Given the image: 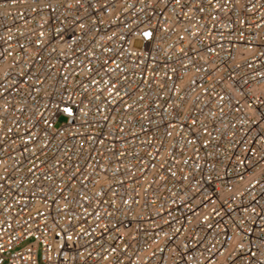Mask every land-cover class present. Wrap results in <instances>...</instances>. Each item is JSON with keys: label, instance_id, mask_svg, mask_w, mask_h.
I'll return each instance as SVG.
<instances>
[{"label": "built area", "instance_id": "obj_1", "mask_svg": "<svg viewBox=\"0 0 264 264\" xmlns=\"http://www.w3.org/2000/svg\"><path fill=\"white\" fill-rule=\"evenodd\" d=\"M39 259L264 264V0H0V264Z\"/></svg>", "mask_w": 264, "mask_h": 264}, {"label": "snow or ice", "instance_id": "obj_2", "mask_svg": "<svg viewBox=\"0 0 264 264\" xmlns=\"http://www.w3.org/2000/svg\"><path fill=\"white\" fill-rule=\"evenodd\" d=\"M76 2L79 4L80 0H76ZM81 27H83V25H81ZM144 35L147 37V36H150L151 34L150 33H145ZM255 255H256V253H252V256H255Z\"/></svg>", "mask_w": 264, "mask_h": 264}, {"label": "rangeland", "instance_id": "obj_3", "mask_svg": "<svg viewBox=\"0 0 264 264\" xmlns=\"http://www.w3.org/2000/svg\"><path fill=\"white\" fill-rule=\"evenodd\" d=\"M30 239H28V240H26V241H24V242H22L20 245H23V244H25L26 242H28ZM37 264H43V262L39 259V261H38V263Z\"/></svg>", "mask_w": 264, "mask_h": 264}]
</instances>
